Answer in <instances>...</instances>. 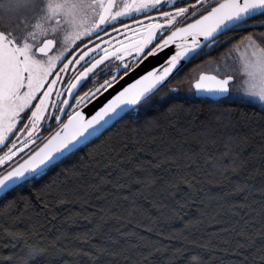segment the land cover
Masks as SVG:
<instances>
[{
	"label": "snow or ice",
	"instance_id": "obj_1",
	"mask_svg": "<svg viewBox=\"0 0 264 264\" xmlns=\"http://www.w3.org/2000/svg\"><path fill=\"white\" fill-rule=\"evenodd\" d=\"M125 20L140 31L133 33ZM121 29L136 38L110 43L109 33ZM210 46L225 48L220 70L181 76L185 65ZM149 60L156 63L138 73ZM186 78L188 90L237 104L235 111L218 110L211 121L187 122L184 132L200 133L195 150L162 140L144 160L139 140L122 138L106 151L78 155L115 124L146 129L182 109L175 95L182 89L174 84ZM240 106H251V116H241ZM254 117L264 124V0H176L171 6L162 0H0V200H7L6 208L18 200L29 206L31 197L12 195L27 186L40 194L39 203L52 216L64 182L85 169L95 199L104 202L101 219L122 200L129 203L131 215L139 204L130 200L133 193L159 181L172 189L180 183L198 186L192 173L201 168L233 176L224 194L241 205H232L241 227L231 229L233 239L223 248L203 239L177 246L172 243L175 231L166 236L162 229L154 232L141 224L139 231L121 225L115 237L101 228L94 233L104 238L100 244L85 233L74 253L69 235L61 233L57 240L64 253L91 257L89 264L109 259L116 264L117 258L125 264H161V256L163 264H264V174L259 184L240 176L255 151L245 144L243 125ZM260 150L264 152V137ZM73 156H78L75 163L69 162ZM152 207L150 203L147 210ZM172 211L184 219L182 207ZM3 231L9 234L3 247L16 249V235L7 227ZM84 243L91 247L85 249ZM0 264H13L12 254Z\"/></svg>",
	"mask_w": 264,
	"mask_h": 264
},
{
	"label": "trees",
	"instance_id": "obj_2",
	"mask_svg": "<svg viewBox=\"0 0 264 264\" xmlns=\"http://www.w3.org/2000/svg\"><path fill=\"white\" fill-rule=\"evenodd\" d=\"M209 51V49L204 50L199 56L205 53V59H210L211 63L194 61V66L190 63L180 75L190 73L191 77H196L202 69L214 73L220 70L215 69L214 62L220 57L225 61V48L214 47L211 52ZM191 65L193 68L190 72ZM187 84V78L182 83L174 84L182 89L175 94L177 102L184 106L182 109H177L172 114L166 113L157 123L146 129L133 130L115 124L99 141L93 140V143L78 155H83L90 149L106 151L107 148L116 146L122 138H128L133 142L139 140L136 146L143 149L144 160L149 159V153L160 147L162 140L168 141L171 145H182L187 150H195L200 142V133L196 130L184 132L187 122L194 118L211 121L213 114L218 110L235 111L237 104L233 103L231 98L215 100L198 97L195 91L187 89ZM253 103L257 105L259 111V103L255 101ZM240 107L243 108L241 116H251V106ZM253 121L243 125V130L247 136L245 144L251 145L255 151L247 157L248 166L241 171L240 176L241 179H249V182L259 184L264 174V152L260 150L261 139L264 137V124L258 117H254ZM117 132L119 136L116 135ZM77 159L78 156L70 157L69 162L75 163ZM190 171L188 169L181 174L187 175ZM192 174L196 175L198 186L180 183L177 188L172 189L166 181H159L151 188H143L133 193L130 200L135 199L139 204L131 215L126 211L131 210L129 203L122 200L120 207L111 213L106 212L103 219L98 213L104 202L95 199L97 193L95 188L91 187L92 177L88 175L87 169L82 176H71L64 182L66 187L63 197L58 202H54L55 212L52 216H49L44 206L39 203V193L31 191L27 186L19 187L12 195L31 197L29 206L25 207L24 202L18 200L16 206L6 208L4 205L7 200H0V260L6 259L11 253L13 264H89L91 257L80 258L71 254L75 252L74 246L84 240L85 233L93 235L98 244L104 243V238L94 233L103 228L106 233L115 237L118 235L115 229L121 225H127L129 230L139 231L141 224H147L153 227L154 232L162 229L166 236L175 231L177 238L172 243L177 246L188 240L203 239L223 248L226 242L233 239L231 229L241 227L236 223V213L232 206L235 204V207L239 208L241 205L235 203L233 197L224 194L229 191L228 186L233 176L221 175L218 171L205 173L203 168L199 173ZM92 203L97 205L95 209L90 206ZM150 203L153 207L149 211L147 206ZM181 207L184 212L183 220L176 218L172 211L175 208L178 212ZM5 227L18 238L16 249L3 247L9 241V234L3 231ZM61 233L69 235L72 241L69 245L71 253H64L60 249L57 237ZM83 247L90 248L91 244L84 243ZM26 249H35L37 254L29 256ZM159 259L163 264V257ZM106 264L113 262L109 259ZM116 264H125V261L117 258ZM256 264H259V261Z\"/></svg>",
	"mask_w": 264,
	"mask_h": 264
},
{
	"label": "flooded vegetation",
	"instance_id": "obj_3",
	"mask_svg": "<svg viewBox=\"0 0 264 264\" xmlns=\"http://www.w3.org/2000/svg\"><path fill=\"white\" fill-rule=\"evenodd\" d=\"M117 2L120 3V4H123V3H129L130 0H117ZM162 2L165 3L168 6H171V4L175 3L176 0H162ZM165 10H167V8ZM145 12H146V14L149 17H152L153 19L155 18L154 15H153V13L148 12L147 10H145ZM117 19H120V18H117ZM135 19L140 20V17L139 16H136ZM124 22L125 23H128V21H126V20ZM140 22H141V24H144V25H146L148 23V21H145V20H140ZM128 28L129 29H132V32L133 33H138L140 31V29L138 27H136V26H134L133 24H130V23H128ZM109 35L113 37V41H110V43H113V42H123L125 40H129L130 38L131 39H135L136 38L134 35H132V33L128 32L126 30H123V29H121L118 33H109ZM227 35L228 36H231L232 33H228ZM224 38L225 37H221V39H224ZM77 43H78V41H77ZM72 46H74V45H72ZM212 48H214V47H211L210 46L208 48H205L204 50H208L209 49L210 50L209 52H211V49ZM205 56H206V54L203 53L201 56L193 59L191 61L192 65L194 66V64H193L194 61L195 62H198L199 60H200L199 63H202V62H210L211 63L210 59H205ZM223 61H224L223 58L220 57L219 60H216L214 62V64H216V66H215V69L216 70L219 69V66H222L224 64ZM189 64L190 63L186 64V66H188ZM192 65H191V68H190V72L192 71V68H193ZM201 71H205V70L202 69V70H200V72ZM206 72H212V71H206ZM54 127H55V125H53V128Z\"/></svg>",
	"mask_w": 264,
	"mask_h": 264
},
{
	"label": "water",
	"instance_id": "obj_4",
	"mask_svg": "<svg viewBox=\"0 0 264 264\" xmlns=\"http://www.w3.org/2000/svg\"><path fill=\"white\" fill-rule=\"evenodd\" d=\"M154 63H156L155 60L147 61L140 69H137V72L139 73V72L143 71L144 68H147L148 66H150V65H152ZM209 74H214V73H209ZM195 94H196V96H199V97H209V98L215 99L209 93H206V92H196L195 91ZM215 100H217V99H215ZM89 111H91V109H89ZM0 196H3V193H0Z\"/></svg>",
	"mask_w": 264,
	"mask_h": 264
},
{
	"label": "rangeland",
	"instance_id": "obj_5",
	"mask_svg": "<svg viewBox=\"0 0 264 264\" xmlns=\"http://www.w3.org/2000/svg\"><path fill=\"white\" fill-rule=\"evenodd\" d=\"M237 55H239V53H237ZM254 101L259 103V101H258V100H254Z\"/></svg>",
	"mask_w": 264,
	"mask_h": 264
},
{
	"label": "bare ground",
	"instance_id": "obj_6",
	"mask_svg": "<svg viewBox=\"0 0 264 264\" xmlns=\"http://www.w3.org/2000/svg\"><path fill=\"white\" fill-rule=\"evenodd\" d=\"M199 97V96H198Z\"/></svg>",
	"mask_w": 264,
	"mask_h": 264
}]
</instances>
